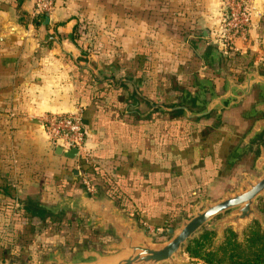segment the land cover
<instances>
[{
  "label": "crops",
  "instance_id": "crops-1",
  "mask_svg": "<svg viewBox=\"0 0 264 264\" xmlns=\"http://www.w3.org/2000/svg\"><path fill=\"white\" fill-rule=\"evenodd\" d=\"M135 1L138 10L153 9L150 0V4ZM260 11L263 16L264 10ZM215 18L213 14L209 20L214 24ZM191 22L185 43L193 58L172 65L147 42L129 49L123 45L120 65L104 63L101 68L98 56H88L72 36L75 19L58 0L45 13H36L31 0H0V203L9 201V191L16 197L15 207L33 200L49 208L61 196L80 194L87 184L93 191L86 188L89 194L103 188L141 225L163 229L179 214L189 216L192 202L220 197L225 185L219 181V157L235 148L246 123L236 120L232 112H223L213 124L208 118H186L158 105L170 108L194 100L206 85L213 89L210 84L215 81L203 54L226 58L231 66L263 65L264 18L251 19L247 38L235 42L234 57L224 55L214 46L210 32L199 31ZM128 61L132 65H125ZM203 101L198 99L193 109H200ZM76 111L82 114L87 136L80 154L69 159L55 154L42 120ZM54 217L57 225L65 221L81 226L89 221L93 231L86 234L83 230L89 229L76 227L80 234L71 243L63 245L64 238L58 237L59 245L36 255L31 245L25 254V227L10 220L4 230L0 228V264H18L16 258L43 264V256L57 248L68 259L78 245L98 248L111 241L95 234L92 216ZM14 230L24 241L16 239L3 249L4 236ZM55 237L45 235L44 240Z\"/></svg>",
  "mask_w": 264,
  "mask_h": 264
},
{
  "label": "water",
  "instance_id": "water-1",
  "mask_svg": "<svg viewBox=\"0 0 264 264\" xmlns=\"http://www.w3.org/2000/svg\"><path fill=\"white\" fill-rule=\"evenodd\" d=\"M216 72L225 79V93L214 99L221 105L219 107L223 106L222 102L227 99L230 90L233 98L240 100L256 85L263 100L255 105V111L264 114V76L258 74L252 63L248 64L247 74L240 83H235L231 73L225 70L216 69ZM212 102L205 105L206 111L215 107ZM158 107L168 111L181 109L182 116L186 118L199 116L185 106ZM217 112L220 113L219 109ZM262 130L264 116L254 122L242 142V146L248 144L258 151L253 166L257 174L245 175L236 188L226 190L215 200L205 197L192 202L189 216L179 214L166 228V237L162 240H157V236L147 233L139 220L123 211L116 200L107 195L101 187L96 188L94 195L89 194L85 186H82L78 195L61 196L48 208L51 218L53 215L62 217L79 213L92 216L95 234L109 236L111 241L101 244L98 248L87 244L78 245L68 259L64 257L61 249L57 248L43 256V264H187L183 261V254L188 244L203 233L204 230L201 229L204 226L215 232L213 244L223 241L227 227L237 235L238 241L251 220H256L264 228V215L254 208L257 201L264 198V147L256 146L254 140V136ZM55 154L74 159L77 149L55 147ZM16 261L18 264H29V260L25 258H16Z\"/></svg>",
  "mask_w": 264,
  "mask_h": 264
},
{
  "label": "rangeland",
  "instance_id": "rangeland-1",
  "mask_svg": "<svg viewBox=\"0 0 264 264\" xmlns=\"http://www.w3.org/2000/svg\"><path fill=\"white\" fill-rule=\"evenodd\" d=\"M150 1H152L153 9H145V11L136 9L139 7V4L135 0H58V3H60L70 15L72 14V17L75 19L72 36L78 41V45L83 48L82 50H84L88 56H98V62L101 68L104 66V63H109L111 67L120 65V58L123 54L120 48H122L123 45L125 48L127 47V49H129L135 46L137 47L139 44L140 46H144L147 42V45L151 44L156 48V52L159 56L162 55V58L167 57L166 59L170 61L172 65L178 64L188 57L193 58L194 54L189 51L188 45L185 43L188 34L191 32V20L195 21L194 26H198L199 31L208 30L210 32V38L214 46L224 53V55L231 57L236 56V45L234 44L232 47H228L220 37L222 33L219 26L225 7L222 3L224 0ZM150 1L146 0L145 2L150 4ZM256 1L257 0H250L252 20L254 18H264L260 13V10H264V8H262L264 5L258 6ZM55 2L56 0H52L53 6L51 11L54 9ZM213 14L216 16L214 19L216 22L214 24L212 20H209V17H212ZM122 36H126L124 42L121 41ZM133 37H136V39H133ZM125 65L130 66L132 64L128 61ZM255 174L257 173L255 172ZM238 180L239 176L237 177V181ZM236 187L230 183L226 189L232 190ZM254 208L264 215V198H260ZM44 219H46V221L44 220V224L40 219H30L32 230H28L30 226H28L25 221H21L20 226L22 225L25 227V230H23L25 254L30 253V251L27 250L31 245V248L33 247V249H35L32 251L34 255L39 253V250L53 248L59 245L58 241L60 237L64 238L63 240L65 242L61 240V242L63 241V245L66 244V241L67 243H71L69 241H72L74 235L79 233V230H66L67 232L72 231L74 233L71 237L65 236L64 232L60 229L57 230L58 227L56 226V222L54 223L47 218ZM253 222L257 221L254 219L251 220L244 230H247ZM63 224L67 227L68 223L64 221ZM81 226L89 229L83 230L86 234L89 231H93L89 221L86 225ZM81 226L75 225L77 228ZM166 227L161 230H166ZM261 228L264 230L263 227ZM226 229L228 230L230 227ZM201 230L212 231L207 226L202 227ZM212 232L211 245L212 247H217L222 241L213 244L215 232ZM8 234L9 236H15V239L18 240H16L17 242L24 241L22 234L16 233L15 230ZM45 235L56 237L53 239L54 241L50 242L44 240ZM163 238L160 239L157 237V240H162ZM242 239L243 232L241 236V240ZM63 247L67 249V246ZM184 261L187 264H205L201 260L190 259L187 254H184Z\"/></svg>",
  "mask_w": 264,
  "mask_h": 264
},
{
  "label": "flooded vegetation",
  "instance_id": "flooded-vegetation-1",
  "mask_svg": "<svg viewBox=\"0 0 264 264\" xmlns=\"http://www.w3.org/2000/svg\"><path fill=\"white\" fill-rule=\"evenodd\" d=\"M201 54V53H200ZM203 59L206 62V68L213 74V77L211 78L213 81H215L212 85V88L214 89V86H217L218 89L215 91L211 89V87H208V85L202 87L203 91L201 93H196L194 97V100L190 98L189 101L185 100L179 104H174L178 106H185L190 111L195 112L199 114V118H208L213 121V124H217L221 117L223 116V112H232L235 116L236 120L243 121L246 123V126L244 129L239 131V137L238 141L236 143L235 148L231 150H227L219 157V181L221 185H225L226 187L230 185V183L235 187L239 183V181L245 176V175H251L255 174L254 172V162L258 156L257 149H252L248 146V144H245L242 146V142L244 140L245 135L248 133L250 128L253 126L254 122L261 117L264 116L263 113L255 111V105L258 104L263 100L260 94V89L258 86L254 85L250 93L243 97L240 100H235L233 98V93L230 90L228 92L227 99L222 102V107L220 104L216 103V97L221 96L225 93V79L220 76L219 73L216 72V69L218 70H226V72L231 73V76L233 78V81L235 83H240L243 81L245 75L247 74V66L248 64L243 63H234L231 64L228 63L230 61L226 60V58H218L217 56H212L208 54L202 55ZM232 63V62H231ZM229 64L231 68L224 67ZM223 66V67H222ZM228 66V65H227ZM231 70V71H230ZM259 75L264 76V64L260 65L256 68ZM194 79V78H193ZM237 94H240L237 92ZM185 99V97H184ZM188 99V98H186ZM198 99H203V106L198 109L194 110V105H199L197 102ZM213 101V105H215L214 108L210 109V111H206V104ZM186 105H185V104ZM229 104V105H228ZM201 105V104H200ZM172 107V106H171ZM217 109H219L220 113L218 114ZM174 112H180L181 114L183 111L181 109H175ZM222 113V114H221ZM255 145H262L264 147V130L260 131L258 134L254 136ZM254 169V170H253ZM239 176V180L237 181V177ZM238 182V183H237ZM224 190V192H225ZM223 192V193H224ZM211 200H215L218 197L215 196H208ZM37 207L41 209V212L43 213L44 217H50L51 220L57 223L58 219L57 217L51 218L50 212L48 210L47 206H43L40 203H37ZM170 224L167 225L169 227ZM166 227V228H167ZM165 229V228H164ZM227 230V229H226ZM160 239L163 237H166L165 230L160 231V233L157 235Z\"/></svg>",
  "mask_w": 264,
  "mask_h": 264
},
{
  "label": "trees",
  "instance_id": "trees-1",
  "mask_svg": "<svg viewBox=\"0 0 264 264\" xmlns=\"http://www.w3.org/2000/svg\"><path fill=\"white\" fill-rule=\"evenodd\" d=\"M7 193L9 194V201L0 203L1 230L5 229L10 220L25 221L28 226H30V219L33 217H38L43 222L46 221L41 209L37 207V202L25 200L23 206L15 207L16 197H13L9 191ZM56 226L58 227L57 230L60 229L65 233V236L69 237L74 232H67L66 230L77 229L71 222L67 224V227L61 222ZM28 229L32 230L31 226ZM212 235V231H204L198 238L193 239L185 251L187 256L199 259L205 264H264V230L257 222H253L247 230L243 231L241 241H238L237 235L228 229L224 232L223 241L217 247H212ZM3 243V249L6 248L7 244L16 243L15 236L6 234Z\"/></svg>",
  "mask_w": 264,
  "mask_h": 264
},
{
  "label": "built area",
  "instance_id": "built-area-1",
  "mask_svg": "<svg viewBox=\"0 0 264 264\" xmlns=\"http://www.w3.org/2000/svg\"><path fill=\"white\" fill-rule=\"evenodd\" d=\"M36 13L49 12L53 6L52 0H31ZM225 5L220 19L223 42L232 47L237 40H244L251 25L250 0H224ZM42 126L52 148L77 149V155L83 149L87 132L82 124L80 111L70 113L50 114L42 120ZM89 192L92 189L86 184ZM147 233L157 236L160 228L145 226Z\"/></svg>",
  "mask_w": 264,
  "mask_h": 264
}]
</instances>
